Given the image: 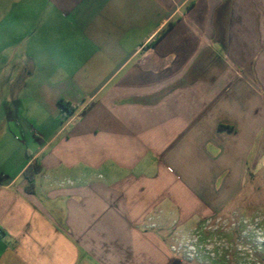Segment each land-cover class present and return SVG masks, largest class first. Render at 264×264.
I'll return each mask as SVG.
<instances>
[{"label": "crops", "instance_id": "crops-1", "mask_svg": "<svg viewBox=\"0 0 264 264\" xmlns=\"http://www.w3.org/2000/svg\"><path fill=\"white\" fill-rule=\"evenodd\" d=\"M254 187L264 0H0V264H178Z\"/></svg>", "mask_w": 264, "mask_h": 264}, {"label": "rangeland", "instance_id": "rangeland-1", "mask_svg": "<svg viewBox=\"0 0 264 264\" xmlns=\"http://www.w3.org/2000/svg\"><path fill=\"white\" fill-rule=\"evenodd\" d=\"M163 224L178 264H264V187L243 192L216 214Z\"/></svg>", "mask_w": 264, "mask_h": 264}, {"label": "trees", "instance_id": "trees-1", "mask_svg": "<svg viewBox=\"0 0 264 264\" xmlns=\"http://www.w3.org/2000/svg\"><path fill=\"white\" fill-rule=\"evenodd\" d=\"M61 106L66 110L67 113L72 112L71 108L66 106L63 102H60ZM39 165L37 166V168L34 170V173L38 172L39 170ZM28 170H30V166L25 170V172H28ZM31 180V178H29V181Z\"/></svg>", "mask_w": 264, "mask_h": 264}]
</instances>
